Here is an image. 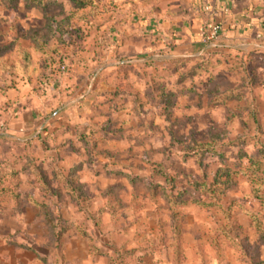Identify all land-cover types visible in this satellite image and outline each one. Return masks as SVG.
I'll list each match as a JSON object with an SVG mask.
<instances>
[{
    "label": "rangeland",
    "instance_id": "rangeland-1",
    "mask_svg": "<svg viewBox=\"0 0 264 264\" xmlns=\"http://www.w3.org/2000/svg\"><path fill=\"white\" fill-rule=\"evenodd\" d=\"M48 1L62 8L52 6L45 16L21 0L14 7L0 0V93L31 82L39 90L48 78L112 67L114 80L103 76V81L110 83L107 89H121L120 111H107L108 104L103 108L100 102L102 109L81 124L50 130L47 136L53 143H48L46 154L39 142L22 147L1 142L0 163L3 152L10 162L17 161L21 196L39 202L44 196L24 169L30 162L22 156L46 173L53 167L63 172L80 166L76 175L85 200L73 207L62 194L51 198V209L54 216L69 219V225L80 216L82 228L88 225L85 217L97 219L96 233H85L97 262L264 264V244L249 218L255 215L264 226V177L256 173L250 183V165L239 159L243 152L264 166V61H252V52L228 49L201 60L202 65L208 63L207 70L187 79L206 50L162 63L164 56L186 52L183 45L193 37L186 36L189 20L198 1L205 0H95L85 11V22L74 26L80 36H69L67 44L56 41L57 27L73 0H42ZM252 2L264 9V0ZM214 25L221 27L208 24L202 37ZM63 65L67 72L61 74ZM167 96L170 110H162V97ZM6 106L0 103L1 115ZM108 120V131L116 136L106 140L96 130ZM72 126L85 131L86 143L59 132ZM6 133L0 122V134ZM223 169L233 173L216 182L214 174ZM198 183L214 186L216 195L201 194L194 187ZM37 218L24 199L16 206L10 199L0 200V264H41L40 251L61 245L41 229L33 231L43 223ZM72 245L68 241L66 246Z\"/></svg>",
    "mask_w": 264,
    "mask_h": 264
},
{
    "label": "crops",
    "instance_id": "crops-1",
    "mask_svg": "<svg viewBox=\"0 0 264 264\" xmlns=\"http://www.w3.org/2000/svg\"><path fill=\"white\" fill-rule=\"evenodd\" d=\"M229 1L231 0L198 1L195 13L189 20L190 27L186 34V36H193L190 37L191 43H186L182 48L186 52L164 56L160 58L162 63H168L177 60V58L194 56L198 54L194 52L211 49L214 45L239 52H252L254 55L250 54L252 61H264V9L256 3L254 4L252 0H233L231 4ZM213 22L221 24L222 32L225 33L224 37L219 38L212 47L205 44L200 45L199 43L202 42L203 38L201 31L208 27V24L212 25ZM206 32L208 33L209 31ZM192 41L196 43V48L193 47ZM6 43L10 45V39ZM246 55L249 56V54ZM261 68H264V66ZM111 69L113 68L107 67V69L104 68L96 73H92L89 70L85 74L75 71L78 74L76 77L73 74H66L57 79L48 78L46 84L44 86L41 85L39 90L35 89L33 82H31V85L26 83V85L16 86V89L12 87L6 89V95L0 100V103L7 105L5 108L7 112L0 114L2 116L0 117V122L5 124L7 133L6 135L0 134V144L9 143L21 147L30 145L37 143L38 138L44 137L50 130L84 122L87 117L97 113V109H102L100 102L104 105V108L108 104L107 98L116 90L107 89L105 84L110 83L103 81L105 76L114 80V76H110ZM38 72L40 71L37 70ZM109 106L108 104L106 110L109 109ZM1 157L4 159L7 154L3 152ZM74 218L72 219L73 222L78 223L74 222L68 225L66 233L60 241L61 245L57 249L49 247L48 251H46L47 253L40 251L43 253V256L40 257L41 264H101L91 254L92 249L88 246L90 243L89 238L88 243L86 242V236L81 235V232L86 233L91 229L96 233L97 219L94 216L85 217V222H88V225H84L82 228L79 221L80 216H74ZM39 219L41 218L38 217L37 222H39ZM63 220L70 224L69 219L64 217ZM13 221L15 222L16 220L13 219ZM30 228L33 229L34 227L31 226ZM35 229L36 231L41 229L50 240L48 231L43 223L39 228L35 227L33 231ZM66 241L73 242L74 246L72 245L68 249ZM54 251H56V257H51L49 260L50 254H54ZM131 253H134V251ZM136 264L139 263L137 262ZM158 264L187 263L172 261Z\"/></svg>",
    "mask_w": 264,
    "mask_h": 264
},
{
    "label": "trees",
    "instance_id": "trees-1",
    "mask_svg": "<svg viewBox=\"0 0 264 264\" xmlns=\"http://www.w3.org/2000/svg\"><path fill=\"white\" fill-rule=\"evenodd\" d=\"M19 0H2V2L8 6V7H14L16 6L17 2ZM26 3L27 7L30 9H37L40 10L45 16L47 13H49V10L51 7H59L62 8V4L56 2V1H48V3H43L42 0H21ZM95 0H73L72 5L69 9V11H66L63 16L65 17L62 18V23H59V26L57 27V33L58 36L56 37V41L58 44H67L69 41V36L71 35H77L80 36V31L74 26L78 24L80 21L85 22V16H86V10L88 8H91L93 6ZM82 18H84L82 20ZM51 22H47V31H52L53 29L51 28L50 25ZM73 26L72 28H70ZM48 36V35H47ZM46 36V37H47ZM1 41V37H0ZM33 43V42H32ZM11 47V46H10ZM9 48V47H8ZM207 54L205 56L201 55L199 58L196 59L197 64L195 66H198L197 68H192L191 71L188 73L187 76L184 78H190L194 77L198 74L203 73L204 71L207 70L208 63H204L203 65L200 63L201 60H206L208 58V61L213 57V55L221 54L228 52L227 48L220 47L219 45H214L211 49L206 50ZM0 54H1V49H0ZM129 67V66H128ZM122 66L118 67L117 69H121ZM125 68V66H124ZM116 71V68H115ZM115 91L107 98V102L110 105V108H113V111L116 113L117 111H120L119 104H117V98L121 93V89H118L115 87ZM6 90H3L0 95H5ZM162 94V92H160ZM167 97H162V102L165 104L166 107L162 108L165 110H170V102L166 101ZM150 99L156 101L157 99L154 98L153 96H150ZM158 102V100L156 101ZM218 103L216 101L214 104ZM108 109V110H109ZM122 109V108H121ZM107 110V111H108ZM106 111V112H107ZM110 111V110H109ZM106 112H101V116L107 117ZM112 126L111 121H106L105 124L96 130V132H101L103 135V138L108 140L109 138H115L114 135L111 131L109 133L108 128ZM59 132L64 133L68 135H76L77 137V142L81 143H86L84 132L82 131L81 133L78 132L77 127L72 126L70 129L63 131L60 130ZM95 133V132H93ZM37 142L41 143L42 145H45V148L43 152L46 154L48 149V143L52 142L53 139L50 138L49 136L45 135L44 137L38 138ZM198 147H203L202 145H197ZM205 145L204 147H206ZM207 148V147H206ZM205 152H209V149H205ZM24 160H27L30 162L29 165H27L24 169L28 170L30 175H32L33 178V185H37L43 193V198L42 200L36 201L32 199L28 194L22 195L21 192L18 191L17 183H16V177L18 172L15 171V165L17 161H12L10 162L8 159H4L0 163V200L2 199H10L14 202V206L17 205L19 200H26L28 201L29 205L35 210L36 216L40 217L43 224L45 225L50 240L54 242H60L63 235L66 233V230L68 228V223H64L65 221L60 217H56L52 214V207L54 206L53 203L50 202L51 198H60L62 194H64L71 202L73 207H77L80 203V200L84 199L85 200V195L83 193L82 186L79 184V177H77V172L80 170V166H72L69 167L66 171H60L59 168L53 167L49 173L44 172L41 167L36 166L35 163L33 162L30 157L27 155L22 156ZM239 159H247L248 165L250 167L248 168L249 171L246 172V178L250 183H253L255 177L254 175L256 173H260L262 177H264V166L259 164V163H252L250 157L246 153H239ZM18 161L20 162L19 158ZM251 170V171H250ZM233 171H230L228 169H223L222 173L220 174H214V180L217 182L219 180V176L227 178L229 175H231ZM214 181V182H215ZM195 190L201 192V194H207L209 197H214L216 195V189L214 186L211 188H205V186L201 183H198L194 185ZM208 208V207H207ZM249 218L252 222L253 229L255 232L261 236V241L264 244V226H262L261 221L257 219L255 215L250 214ZM64 225V226H62ZM82 236H86L84 232H81ZM91 248V247H90ZM93 249V248H91Z\"/></svg>",
    "mask_w": 264,
    "mask_h": 264
},
{
    "label": "built area",
    "instance_id": "built-area-1",
    "mask_svg": "<svg viewBox=\"0 0 264 264\" xmlns=\"http://www.w3.org/2000/svg\"><path fill=\"white\" fill-rule=\"evenodd\" d=\"M207 11V9H206ZM222 35V29L219 25H214L210 28V31L204 35L202 38V43L205 45H208L209 47H212L215 42H217ZM61 74H64L67 72V67L66 66H61L60 67Z\"/></svg>",
    "mask_w": 264,
    "mask_h": 264
}]
</instances>
